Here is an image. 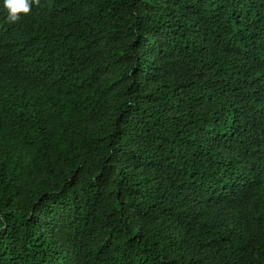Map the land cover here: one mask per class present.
Returning a JSON list of instances; mask_svg holds the SVG:
<instances>
[{"label": "trees", "instance_id": "1", "mask_svg": "<svg viewBox=\"0 0 264 264\" xmlns=\"http://www.w3.org/2000/svg\"><path fill=\"white\" fill-rule=\"evenodd\" d=\"M0 264H264V0H0Z\"/></svg>", "mask_w": 264, "mask_h": 264}, {"label": "clouds", "instance_id": "2", "mask_svg": "<svg viewBox=\"0 0 264 264\" xmlns=\"http://www.w3.org/2000/svg\"><path fill=\"white\" fill-rule=\"evenodd\" d=\"M32 0H3V6L7 10L9 22H16L22 14L26 15L31 11ZM39 3V0H34Z\"/></svg>", "mask_w": 264, "mask_h": 264}]
</instances>
